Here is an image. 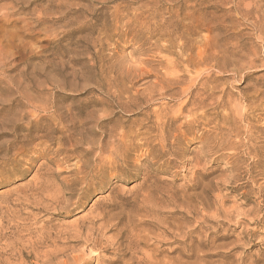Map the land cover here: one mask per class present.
I'll use <instances>...</instances> for the list:
<instances>
[{
	"label": "rangeland",
	"instance_id": "374dc122",
	"mask_svg": "<svg viewBox=\"0 0 264 264\" xmlns=\"http://www.w3.org/2000/svg\"><path fill=\"white\" fill-rule=\"evenodd\" d=\"M0 264H264V0H0Z\"/></svg>",
	"mask_w": 264,
	"mask_h": 264
},
{
	"label": "bare ground",
	"instance_id": "6f19581e",
	"mask_svg": "<svg viewBox=\"0 0 264 264\" xmlns=\"http://www.w3.org/2000/svg\"><path fill=\"white\" fill-rule=\"evenodd\" d=\"M257 7H259V6H257ZM249 8V7H248ZM256 29V28H255ZM257 35V34H256ZM261 40V39H260ZM202 53V52H201ZM199 56H200V54H199ZM201 58V57H200ZM241 70V69H240ZM240 78V77H239ZM188 89V88H187ZM183 104V103H182ZM163 107V106H162ZM61 116V115H60ZM63 120V119H62ZM83 124H85V123H83ZM142 124V123H141ZM83 127V126H82ZM66 128H68V127H66ZM70 128H72V126L70 127ZM69 128V129H70ZM110 136V135H109ZM129 136V135H128ZM84 138V137H83ZM85 138H88V137H85ZM120 139H122L121 137H120ZM81 140H83V139H81ZM122 141H124L123 139H122ZM120 142H121V140H120ZM159 142V141H158ZM110 147H112V146H110ZM104 160V159H103Z\"/></svg>",
	"mask_w": 264,
	"mask_h": 264
}]
</instances>
